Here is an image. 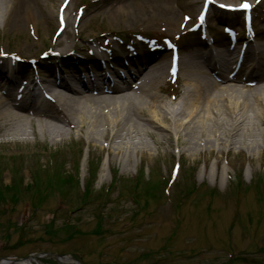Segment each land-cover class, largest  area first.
<instances>
[{"label":"rangeland","instance_id":"rangeland-1","mask_svg":"<svg viewBox=\"0 0 264 264\" xmlns=\"http://www.w3.org/2000/svg\"><path fill=\"white\" fill-rule=\"evenodd\" d=\"M62 1L45 0L43 8L36 9L39 21L33 25L24 20L20 30L0 28V71L11 59L23 77L40 71L45 76L36 80L49 84L57 75L77 71L85 78L90 67L97 73V61L111 60L125 75V67L131 65L136 71L142 69L148 93L173 117L174 108L185 98L184 80L192 53L209 47L199 38L201 33L217 32L211 34L216 45L210 49L222 47L231 34L239 42L249 37L252 44L264 43V0H247L260 4L253 11L256 24L248 32L242 26V13H226L216 6L208 20L194 28L202 0H192L195 8L189 5L191 0H149L146 8L142 0H73L66 16L80 23L67 28L54 46ZM217 1L235 5L244 0ZM174 42L186 62L182 60L177 80L172 79L169 66L168 44ZM70 45L76 48L62 56L61 51ZM95 50L103 56L98 57ZM258 51L257 64L264 66V47ZM31 59L35 62L30 63ZM205 66V62L195 64L200 69ZM1 81L4 90L7 79ZM246 93L257 91L247 88ZM24 110L38 113L31 105ZM33 115L31 122L21 120L31 134L16 137L8 135L10 127L0 117V191L16 185L19 199L0 203V258L57 253L77 255L82 264H226V257L237 256V264H243L242 258L264 264V154L258 150L233 146L232 153L219 155V149L211 153L206 148L193 157L176 134L152 128L150 136L126 137L120 150L124 148L122 152L133 158L122 162L112 150L116 142L101 136L95 143L87 139L85 130L67 127V135L52 142L38 134L40 122ZM134 150L145 154L140 157L131 153ZM99 166L98 176L89 178ZM175 168L177 177L172 175ZM62 175L70 178L71 185L65 184ZM135 177L143 179L137 201L131 198ZM164 179L171 180L166 196L160 181ZM89 185L94 191L85 203L82 195ZM43 192L46 195L38 197ZM68 225L76 227L71 240Z\"/></svg>","mask_w":264,"mask_h":264},{"label":"bare ground","instance_id":"bare-ground-1","mask_svg":"<svg viewBox=\"0 0 264 264\" xmlns=\"http://www.w3.org/2000/svg\"><path fill=\"white\" fill-rule=\"evenodd\" d=\"M44 1L0 0V28L17 31L22 28L24 20L26 25L38 22L36 9L43 8ZM142 1L143 7L149 6V0ZM195 4L192 0L189 2L193 8L196 7ZM79 23L80 20L73 21L67 17L66 29L70 26L77 27ZM56 45H58L57 42L54 46ZM245 45L240 62L244 64L250 62L247 67L258 74L254 77L255 81H258V84L262 83L261 87L264 89V66L257 64L256 59L260 56L259 51H256L253 57H248L252 47L260 50L264 47V43H254L251 48L248 42ZM71 47L76 48V45L63 49L62 56L68 55V52L73 50ZM241 51L243 52L242 49L236 52L234 48L223 50L222 59H216L214 49L209 53H204V56L192 53L194 63L204 59L208 63L203 69L196 67L194 70H189L184 80V85L187 87L185 98L179 107L174 108L177 112L173 117L168 116L170 109L162 107L157 97L148 93L146 80L139 85L135 82L137 84L135 88L127 85L126 77L119 69L114 68L113 63L107 66L101 65L97 73L89 70L85 78L84 73L80 71L73 72L66 77L57 75L51 79L49 84H41L50 95L51 104L50 99L42 98L40 93H35L38 96L36 100L29 101L34 96L35 78L33 75L23 77L10 59L6 65L1 66L0 71V81L5 78L9 83L6 100H0V111L2 109L0 117L5 119L6 125L10 127L9 136H27L31 133L21 120L30 117L24 108L31 105L38 110L35 115L40 122L38 134L47 135L54 142L57 138L66 136L67 127H70L71 130L87 131V139H92L95 143L101 136H104L112 143L116 142L112 150L117 159L122 162L132 161L131 158H133L132 155L122 152L124 148L120 150L124 146L126 137L150 136L152 128H157L168 135L176 134L177 139L181 140L185 146L184 149L192 154L194 152L203 153L207 148V151L211 153L219 149L218 154L224 155L226 152L232 153L233 146H239L247 150L256 149L263 155L264 91L258 88L257 93L247 94L238 83V79L244 76L241 70L243 64H240V67L236 65L238 56L234 58L233 56L235 53L239 55ZM97 55L101 57V54L97 53ZM225 56L232 59H226ZM130 63L137 65L134 61ZM129 66L131 65L125 68L130 72L132 68ZM224 69L231 70V74L233 71L237 72L238 75L235 74L233 78L224 76ZM218 74L222 77V82L226 84L223 91H218L216 87L219 81ZM130 75L134 78L137 74ZM136 88L141 92L136 91ZM23 93L30 95V98L15 103L14 101L20 99V94ZM1 94L0 90V96ZM12 102L14 105H11ZM4 103L5 106H3ZM184 119L186 121H183ZM14 121L23 124L16 125ZM31 127L33 128V125ZM134 128L138 129L134 131ZM36 134L37 131L33 133V135ZM118 141L123 143L117 144ZM131 153L140 157L145 154L144 150H134ZM61 262L62 264H77L68 257L62 258ZM0 264L41 263H34L32 260L20 262L6 260Z\"/></svg>","mask_w":264,"mask_h":264},{"label":"trees","instance_id":"trees-1","mask_svg":"<svg viewBox=\"0 0 264 264\" xmlns=\"http://www.w3.org/2000/svg\"><path fill=\"white\" fill-rule=\"evenodd\" d=\"M91 171H92V172H91V178H92V179H95L96 176H97V174H98V168H94V169H92ZM62 176L64 177V175H62ZM62 176L59 177V180L62 182L61 179H64V178H65V179L63 180V181L65 182V184H66V183H67V184L70 183L69 185H71L72 181L70 180V178H66V177L63 178ZM142 180H143V179L137 178V180L135 181V186H136V188L139 187V185L141 184ZM15 186H16V185L6 186V189H5V190H2V191L5 192V193H2V192L0 191V200H1V201H6L5 199H6L7 197H11L12 201H13L14 203H17V202L19 201V199H18V197H17V195H16V193H15V191L17 192ZM69 187H71V186H69ZM89 187H90V186H89ZM89 189H90V188H89ZM89 189H88L86 195L89 194ZM59 190H60V189H59ZM7 192H9V193H7ZM43 196H45L44 192H43V193H40V194L38 195V197H43ZM40 200H42V199L40 198ZM41 203H42V202H41ZM41 203H40V204H41Z\"/></svg>","mask_w":264,"mask_h":264},{"label":"snow or ice","instance_id":"snow-or-ice-1","mask_svg":"<svg viewBox=\"0 0 264 264\" xmlns=\"http://www.w3.org/2000/svg\"><path fill=\"white\" fill-rule=\"evenodd\" d=\"M221 7H229V8H231V7H234V6H232V5H221ZM235 7L247 10V9H249L251 7V5H249L247 3V0H244V2L240 3L239 5H236ZM0 54H2V53H0Z\"/></svg>","mask_w":264,"mask_h":264},{"label":"flooded vegetation","instance_id":"flooded-vegetation-1","mask_svg":"<svg viewBox=\"0 0 264 264\" xmlns=\"http://www.w3.org/2000/svg\"><path fill=\"white\" fill-rule=\"evenodd\" d=\"M174 264H182V263H174ZM186 264V263H185Z\"/></svg>","mask_w":264,"mask_h":264},{"label":"water","instance_id":"water-1","mask_svg":"<svg viewBox=\"0 0 264 264\" xmlns=\"http://www.w3.org/2000/svg\"><path fill=\"white\" fill-rule=\"evenodd\" d=\"M56 260H58V259L56 258Z\"/></svg>","mask_w":264,"mask_h":264}]
</instances>
